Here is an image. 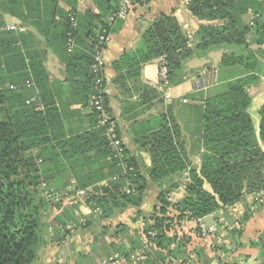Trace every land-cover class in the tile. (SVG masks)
<instances>
[{"label": "trees", "instance_id": "16d2710c", "mask_svg": "<svg viewBox=\"0 0 264 264\" xmlns=\"http://www.w3.org/2000/svg\"><path fill=\"white\" fill-rule=\"evenodd\" d=\"M104 1L106 12L86 11L83 16L76 17V44H83L87 38L96 39L97 29L100 32L108 26L105 20L117 10L111 1L119 0ZM71 6L74 9L73 3ZM186 9L194 17L217 22L198 26L193 39L200 44L193 50L208 51L221 44L230 48L222 54L219 63V69H230L225 75H218L220 89L201 100L203 152L199 162L191 164L187 159L174 118L158 117L154 120L155 127L139 137L142 149L149 155L150 165L140 171L136 163L129 160L135 170V177L127 178L133 192L125 194L122 189L126 182L120 180L102 187V193L88 197L84 203L89 205L93 215L90 219L80 216L84 223L80 222V217L72 221L69 231L76 233L79 244H67L71 251L86 254L88 247L96 246L101 236L105 238V245H108L107 241H114L108 246L115 251L114 256L104 260L108 264H185L189 261L187 245L190 239L172 230L173 225L203 219L264 187V103L257 111V128L248 111L252 102L248 89L257 86L264 76L261 61L264 59V50H261L264 47V24L261 22L264 0H186ZM249 11L252 17L247 23L242 18ZM61 17L59 36L66 40L70 17L66 14ZM9 33L12 32L0 31V264H32L45 244L44 236L51 225L47 212L55 206L45 199L43 190H39L40 183L43 181L54 192L68 191L69 182L64 181L66 178L58 182V177L64 178V175H55L50 163L55 147L69 143L57 141L65 134L58 133L60 119L49 95H43L44 111H35L25 104L33 96L32 88L19 79L18 71L25 69L19 59L22 58L21 49L9 50L3 42ZM189 40L177 13L160 15L143 32L138 47L113 63L117 74L114 82L136 78L141 65L159 57L164 59L168 78L172 80L177 76L174 73L179 69ZM252 46L258 49L254 50ZM76 53L75 50L67 53V58H79ZM14 63L21 66L15 67ZM30 67L34 83L40 88L44 86L42 90H45L41 64L30 63ZM91 84L93 86L92 75ZM9 85L17 89L13 90ZM56 125L58 128L55 129ZM90 136L95 142L86 145L98 149L101 157L109 156L103 130L99 128ZM54 141L56 145L52 144ZM70 143L74 145L72 140ZM76 149L79 150H74L72 155H82V146ZM89 159L93 161L90 164L101 160L100 157ZM38 160L41 161L39 165ZM101 164L108 166L107 172L95 174L96 181L108 179L118 172L108 160ZM74 178L79 189L89 185L80 175H74ZM183 181L185 188L181 194L176 190ZM148 184L156 186L157 190L152 192L151 214L145 216L141 214L142 208L151 200ZM177 192L182 198H176ZM170 194H173L171 200L167 199ZM68 197L74 198L70 192L65 196ZM125 238L130 241L127 249L122 242ZM138 252L142 253L143 259L134 261L132 257ZM196 254L200 257V252Z\"/></svg>", "mask_w": 264, "mask_h": 264}, {"label": "crops", "instance_id": "0c3cea01", "mask_svg": "<svg viewBox=\"0 0 264 264\" xmlns=\"http://www.w3.org/2000/svg\"><path fill=\"white\" fill-rule=\"evenodd\" d=\"M26 2V0H0V31L12 32L3 38L9 50L16 47L21 49L22 58L19 59L22 60L25 69L18 71L21 75L19 79L24 80L25 84L32 83L31 98L39 100L44 111L43 95H49L58 113L61 124L58 133L63 132L65 136L57 141H65L69 144L55 147L51 153L54 158L50 167L55 175L58 173L64 175V178L58 177L57 181L66 178L67 180L64 181L69 182L68 187L74 185L79 189L74 175L84 177L88 186L96 185L107 180L96 181L94 175L107 172L108 166L101 163H107L108 156L101 157L98 149L86 145L95 142L90 135L99 130L91 108L95 94L91 84L92 46L95 38H87L83 44H76L74 40L73 51H77L76 57L79 58H67L66 40L59 36L61 30L59 23L63 21L61 14H66L69 18L72 14L76 17L83 16L86 11L94 14L104 13L107 7L106 1L33 0L27 4ZM72 3L75 5L74 9ZM111 4L116 7L118 2L111 1ZM172 13H177L184 31L191 37L186 51L182 53L179 69L174 73L177 76L172 80L168 78L164 83L160 80L159 62L163 58L159 57L141 65L140 74L136 78L115 83L117 74L113 69V63L124 53L134 51L138 47L141 35L155 19L162 14ZM247 14L244 15V19L248 16L252 17L251 11ZM243 18L242 20L245 21ZM208 24H217V22L192 16L186 9V0H153L147 4L135 5L126 20L111 25L110 39L103 50L104 94L109 105L108 112L116 121L117 135L124 146L127 158L133 160L140 171L150 165V159L146 150L142 149L139 137L148 134V130L155 127L154 120L161 116L174 118L179 127L187 159L191 164L199 162L203 152L200 142L201 100L217 93L221 85L217 83L204 90H198L194 87L195 80L201 78L202 72L216 70L218 78L220 73L225 75L230 70L219 69L221 59L219 53L228 52L230 50L228 45H216L208 51L201 48L193 50L200 44L194 41V32L199 25ZM10 27L16 29L7 30ZM98 31L99 29L95 34L96 38ZM251 48L258 49L256 46ZM261 50H264V47ZM261 61L264 63L263 58ZM30 63L37 66L41 64L43 77L46 80L45 90H42L44 86L40 88L34 83ZM14 65L18 68L21 66L19 63ZM248 92L252 98L248 111L257 128V111L264 103V76L261 77L259 84L250 87ZM167 94L170 95V100L166 99ZM54 128H58V125ZM71 140L74 145L70 143ZM56 143L54 141L52 144L56 145ZM80 145L82 155L73 156L72 152L79 150L76 148ZM65 151L68 153L64 154ZM35 152L37 153V150ZM99 157L101 160L98 163L90 164L93 161H88L89 158ZM155 190H157L156 186L147 185L148 195ZM259 191H264V187ZM256 193L246 195L240 201L203 217L204 220L212 216L225 219L226 228L219 232L218 236L202 239L197 235L193 221L179 222L177 231L190 239L187 245L189 261L185 264L207 262L208 264H264V201H256L254 199ZM175 196L181 198L179 192L175 193ZM61 203H58L56 208L54 206L52 208L55 211L53 217L50 214L51 227L46 231L45 244L34 261L37 264H76L74 256L79 253L71 251L67 244H79V237L73 231L71 233L70 229L67 230L66 223L72 225L73 219L77 220L79 216L90 219L93 214L91 208L85 206L83 202L79 201L78 205ZM197 251L200 252V257L197 256Z\"/></svg>", "mask_w": 264, "mask_h": 264}, {"label": "built area", "instance_id": "2783aa9c", "mask_svg": "<svg viewBox=\"0 0 264 264\" xmlns=\"http://www.w3.org/2000/svg\"><path fill=\"white\" fill-rule=\"evenodd\" d=\"M153 0H119L117 5V10L114 14H112L109 19L107 20V27L105 29H101L99 34L97 35V38L95 39L93 43V56L91 61V72L93 76V88L95 91V94L91 101V108L93 113L96 117V127L103 130L104 136L107 138V145L109 150V156L108 161L110 163L114 164L118 172L108 178L107 180L98 183L93 186H89L86 189H78L74 185H71L68 187V191L65 192H54L53 190L48 189L47 185L42 181L40 183V189L43 190L44 196L51 199L61 198V196H67L68 192L71 193L74 198L85 201L88 197L96 194L102 193V187H107L110 185V183H118L120 180L125 181L126 185L122 189L125 194H130L133 192V189L129 187V182L127 181V178L131 175L135 177V170L134 167L129 163V160L127 158L124 146L122 142L120 141L118 135H117V124L114 119H112L110 113L108 112V101L104 97V77H103V70L105 66V62L103 59V50L106 44L108 43L110 39V31H111V25L117 21H124L128 18L131 9L135 5L139 4H147ZM77 23H76V16L75 14H72L69 18V30L66 34V51L68 53H71L74 48V32L76 30ZM16 27H10L7 30H15ZM188 35V34H187ZM189 39L191 37L188 35ZM206 75L203 76L202 75ZM201 75V78H198L195 80V88L198 90H204L207 87L214 86L217 83V71L212 70L210 72H203ZM159 78L164 83L168 81V68L164 61V59H161L159 62ZM197 84H200V86H197ZM32 83H28L27 87L32 88ZM11 89L15 90L17 89L16 86H11ZM166 99L170 100V95H166ZM185 102V100H183ZM26 105L32 106L35 111H42L43 106L40 103L39 100L36 98H29L25 101ZM41 161H37L38 165ZM186 174V173H185ZM131 185V184H130ZM132 187V185H131ZM178 191L179 190L178 188ZM173 198V194H170L167 199L171 200ZM254 199L256 201H264V191H259L255 194ZM212 216L213 222L209 226H206L204 219H199L195 222V227L197 231V235L202 238H208V237H215L218 236L219 232L223 231L226 228V222L224 218ZM80 222L84 223V220H80ZM81 223V224H82ZM70 228V227H68ZM151 236H154L155 234L149 233ZM134 261H137L139 259H143V257H137L134 259ZM101 264H108L107 261H103Z\"/></svg>", "mask_w": 264, "mask_h": 264}, {"label": "rangeland", "instance_id": "374dc122", "mask_svg": "<svg viewBox=\"0 0 264 264\" xmlns=\"http://www.w3.org/2000/svg\"><path fill=\"white\" fill-rule=\"evenodd\" d=\"M244 19V18H243ZM245 21L244 22H247L248 23V21H250L251 20V17H245V19H244ZM261 22H262V24H264V16L262 17V19H261ZM221 56H222V54L221 53H219ZM218 54V55H219ZM218 58V57H217ZM221 58V57H220ZM203 73V72H202ZM203 76H206V75H202V78H203ZM198 79V78H197ZM197 86H200V84H197ZM181 108H184L185 109V107H181ZM179 190H181V194H183V192H184V188H185V182L183 181V183H181L180 185H179ZM40 191H42L41 189H39ZM150 194V197H151V202H149V201H147V203H146V206H144V208H142L143 209V213H141L142 215H145V216H148L149 214H151V211H152V206H153V202H154V195H152V192L151 193H149ZM181 194H180V196H181ZM45 197V196H44ZM65 198V196L63 197V199H61V198H56V199H51V198H48V196L47 197H45V199L46 200H48V202L49 203H53V204H55V206H56V204L57 203H61L62 201V203H64V204H68V203H72V204H77L78 205V201H80V200H78V199H76V198H72V199H69V197L66 199H64ZM181 198H182V196H181ZM80 202H83V204L85 205V206H87V207H89V205H87L86 203H84V201H80ZM149 202V203H148ZM61 203V204H62ZM54 206V207H55ZM52 207V206H51ZM53 207V208H54ZM54 211L55 210H52V208H50L49 210H48V212L47 213H49V215L50 214H52L51 215V217H53V215H54ZM80 217V216H79ZM79 217H77V219L79 220L80 218ZM201 220H202V218H200ZM74 220V219H73ZM197 220H199V219H191V221H193L194 222V224H195V222L197 221ZM77 221V220H76ZM204 222H205V224H206V226H209L210 224H212V222H213V219H211V218H206L205 220H204ZM67 225H66V227H67V230H69L70 228H71V225H69V222L68 223H66ZM68 225H69V227L70 228H68ZM51 227V226H50ZM50 227L48 228V230L50 229ZM179 229V226L178 225H173L172 226V230H174V231H177ZM112 232V231H111ZM177 232H180V231H177ZM168 234H171V232L170 233H168ZM118 239V238H117ZM104 240H105V238H103V237H99V242L96 244V246H90V247H88L89 248V250H88V252H86V254H75V256H74V258H75V260H74V263H76V264H101L104 260H107V258L108 257H112V256H114V253H115V251H113L112 249H109L108 248V246L112 243V242H114V241H107V243H108V245H105V243H104ZM116 240V239H115ZM119 240V239H118ZM123 244L125 245V247H126V249L127 248H129V243H130V241H128V238H125L123 241ZM102 255V256H101ZM110 255V256H109ZM107 256V257H106ZM138 256H142V253L141 252H138V253H135L134 255H133V257H134V259L135 258H137ZM103 257V258H102ZM33 264V263H32ZM34 264H37L36 262H34ZM69 264V263H68Z\"/></svg>", "mask_w": 264, "mask_h": 264}]
</instances>
